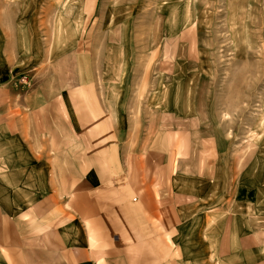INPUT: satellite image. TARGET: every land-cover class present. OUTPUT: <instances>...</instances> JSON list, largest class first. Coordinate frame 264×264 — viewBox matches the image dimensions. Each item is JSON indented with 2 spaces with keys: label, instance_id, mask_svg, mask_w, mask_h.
<instances>
[{
  "label": "crops",
  "instance_id": "obj_1",
  "mask_svg": "<svg viewBox=\"0 0 264 264\" xmlns=\"http://www.w3.org/2000/svg\"><path fill=\"white\" fill-rule=\"evenodd\" d=\"M32 2L7 0L4 13L17 16L0 21V264H264L253 158L204 151L214 137L202 134L200 99L189 105L187 90L166 98L156 86L172 80L158 69L163 52H148L135 101L127 86L102 84L86 53L62 86L11 89L12 72L56 63L35 18H18L34 14ZM183 30L161 39L165 54L174 46L176 57Z\"/></svg>",
  "mask_w": 264,
  "mask_h": 264
},
{
  "label": "rangeland",
  "instance_id": "obj_2",
  "mask_svg": "<svg viewBox=\"0 0 264 264\" xmlns=\"http://www.w3.org/2000/svg\"><path fill=\"white\" fill-rule=\"evenodd\" d=\"M6 1L0 0V21L9 24L10 19L13 25L17 15L4 13ZM14 1L24 9L22 2L33 0ZM34 1L39 3L34 14L26 7L18 18H35L41 28L37 39L42 40L44 50H51L54 42L57 65L20 66L19 71L27 72L11 73L9 86L14 92H29L55 82L62 86L86 53L102 84L127 86L125 99L135 101L142 95L132 93L147 88L149 82L142 76L150 68L148 52L155 50V58L163 52L158 69L171 70L172 80L156 79V86L166 85V98L177 99L187 90L189 105L200 99L202 134L214 137L212 143L204 142V151L229 146L237 157L245 153L253 158L251 167H257L249 175L256 183L264 182V0ZM179 28H184L186 41L178 47L176 57L174 46H166L170 51L165 54L161 39L168 33L176 35ZM125 58H131L129 64ZM39 70L57 74L34 78ZM176 71L185 72L178 79ZM115 73L120 77L115 79ZM125 74L130 75L123 79ZM174 79L182 80L179 87L170 84Z\"/></svg>",
  "mask_w": 264,
  "mask_h": 264
}]
</instances>
